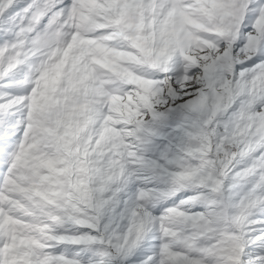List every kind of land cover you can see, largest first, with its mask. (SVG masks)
Here are the masks:
<instances>
[{
  "label": "snow or ice",
  "instance_id": "obj_1",
  "mask_svg": "<svg viewBox=\"0 0 264 264\" xmlns=\"http://www.w3.org/2000/svg\"><path fill=\"white\" fill-rule=\"evenodd\" d=\"M0 264H264V0H0Z\"/></svg>",
  "mask_w": 264,
  "mask_h": 264
}]
</instances>
